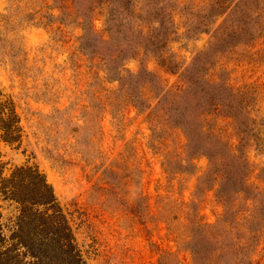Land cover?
<instances>
[{
    "label": "rangeland",
    "instance_id": "rangeland-1",
    "mask_svg": "<svg viewBox=\"0 0 264 264\" xmlns=\"http://www.w3.org/2000/svg\"><path fill=\"white\" fill-rule=\"evenodd\" d=\"M171 1L174 26L162 51L115 53L109 73L113 63L81 46L74 0H0V98L15 102L23 127L18 147L0 137L3 175L26 161L40 167L73 214L88 264H193V228L223 216L218 182L205 176L209 157L189 148L183 128L149 113L158 96L183 86L182 74L205 50L189 74L190 102L175 107L190 108L211 138L239 152L227 109L212 100L226 103L221 84L241 90L263 139L260 148L248 138L240 149L246 181L264 194V18L253 13L247 28H217L224 17L214 0ZM105 19L97 9L92 23L108 48L136 29L123 15L108 32ZM118 71L133 75L119 81ZM238 197L240 208L251 205ZM249 255L264 264V225Z\"/></svg>",
    "mask_w": 264,
    "mask_h": 264
},
{
    "label": "trees",
    "instance_id": "trees-1",
    "mask_svg": "<svg viewBox=\"0 0 264 264\" xmlns=\"http://www.w3.org/2000/svg\"><path fill=\"white\" fill-rule=\"evenodd\" d=\"M162 1L145 0L138 6L134 0H74L85 28L82 48L113 63L108 64L109 73L116 68L112 67L117 62L118 55L115 53L128 52L130 57L142 49L153 54L162 51L170 35L167 28L174 26L172 1ZM212 8L218 18L224 17L217 28H247L249 22L245 18H251L253 13L264 18V0H214ZM97 9L105 11V28H109L108 32L118 17L127 15L132 19L133 28L136 29L128 32V40L123 46L105 47L110 42L97 35L92 23ZM237 18H242V23L235 25ZM236 33L239 32H232L234 35ZM219 41L217 39L212 46ZM207 52L205 50L197 56L193 67L182 74L183 86L158 96L156 106L149 113H157L167 122H174L183 128L189 148L198 149L209 157L210 168L205 176L214 175L213 179L219 185L217 195L225 205V212L216 223L196 224L193 228L189 242L193 264H254L249 254L255 249L260 228L264 225V194L247 183L249 162L240 149L248 138L260 148L263 139L255 130V120L249 124L250 116L243 106L246 101L244 93L224 83L221 85L226 93V103L215 102L216 98L212 96V105L227 109L225 115L232 119L240 135L239 152H234L221 140L211 138L203 126L198 125V117L190 108L175 107V104L181 107V100L183 103L190 102L195 82L189 74L194 70L198 58ZM117 73L115 79L119 81L133 75L129 71L127 75L121 71ZM20 122L15 102L11 98H0L1 139L9 145L20 146L23 133ZM3 169L4 163L0 160V264H88L73 214L60 203L40 167L26 161L16 165L8 175H3ZM238 196L252 201L251 205L240 208L235 203ZM245 211L247 215L239 222L237 215Z\"/></svg>",
    "mask_w": 264,
    "mask_h": 264
}]
</instances>
